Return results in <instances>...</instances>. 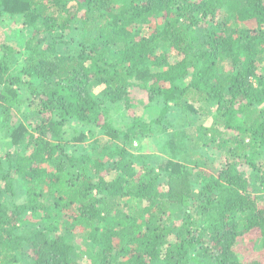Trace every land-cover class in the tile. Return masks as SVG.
Returning <instances> with one entry per match:
<instances>
[{"label":"trees","instance_id":"obj_1","mask_svg":"<svg viewBox=\"0 0 264 264\" xmlns=\"http://www.w3.org/2000/svg\"><path fill=\"white\" fill-rule=\"evenodd\" d=\"M5 15L30 34L0 58V264H264V0Z\"/></svg>","mask_w":264,"mask_h":264},{"label":"rangeland","instance_id":"obj_2","mask_svg":"<svg viewBox=\"0 0 264 264\" xmlns=\"http://www.w3.org/2000/svg\"><path fill=\"white\" fill-rule=\"evenodd\" d=\"M29 34H30V31L24 26L21 18H19V17L10 18L9 16H6V15L3 17H0V58L2 56V53H3L2 49L4 46L13 48L15 53L16 52L18 54L21 53L22 52L21 44L24 42V39ZM140 100L142 101V99H140ZM140 100H137L135 98V99H133V103H135L137 105L140 102ZM140 110H142L141 107L137 110H132L129 112V115L134 116L135 114L140 112ZM13 111L15 112V114L17 116L20 115V117H22V113H18V111L15 109ZM25 115H27V114H25ZM29 116H31V115H29ZM202 118H203V116H200L196 120H198V119L202 120ZM29 119H27V122H26L28 125L31 124V122H32V120L31 119L29 120ZM24 122H25V119H24ZM79 127L81 128L80 125L75 124V123L68 124V126L66 127L68 139L72 138V136H77V135H75L74 132ZM82 130L84 131V133H88V129H82ZM93 134H94V137L92 140H89V141L83 142V143H75V142L71 143L70 142V143L66 144V149L70 150L71 148L75 147V149H78L81 152V151H83L82 148L90 145V143H92L95 140H98V141L103 140L105 142L108 139L106 134L99 131L98 129H94ZM120 143L122 144L121 141H120ZM160 144H161L160 141H155L153 139H147V140H144L143 142H140L139 144L135 143L132 151L138 156H140L142 154L153 155V156L161 155V153L159 151V146H161ZM137 165H138V168H140V169H138V172H139L141 170V166L139 165V163ZM242 169L244 171H247V169L245 167ZM17 199L21 200L22 195L19 194ZM135 204H137V203L134 202V206H135ZM134 206H132V207H134ZM136 208H137V210L140 209L139 206H137V207L135 206V209ZM125 209H127V208L125 207ZM130 211H132L131 212L132 214L136 215L133 210H130ZM179 215H181L180 212L177 213V215H176V221L179 220L177 217ZM75 234L77 235V233H75ZM73 236H75V235H73ZM79 242L80 241H78V239H77V241H75L76 244H79ZM87 260L88 259L85 256H83V258L81 259V262L87 263ZM25 264H27V263H25Z\"/></svg>","mask_w":264,"mask_h":264}]
</instances>
